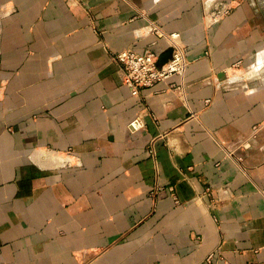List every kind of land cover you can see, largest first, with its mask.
Here are the masks:
<instances>
[{
	"label": "crops",
	"instance_id": "0c3cea01",
	"mask_svg": "<svg viewBox=\"0 0 264 264\" xmlns=\"http://www.w3.org/2000/svg\"><path fill=\"white\" fill-rule=\"evenodd\" d=\"M227 1L0 0V264H264V0Z\"/></svg>",
	"mask_w": 264,
	"mask_h": 264
},
{
	"label": "built area",
	"instance_id": "2783aa9c",
	"mask_svg": "<svg viewBox=\"0 0 264 264\" xmlns=\"http://www.w3.org/2000/svg\"><path fill=\"white\" fill-rule=\"evenodd\" d=\"M241 3V0H229L227 2H215L211 9L204 14L205 24L208 27L222 22ZM177 35H171L172 54L165 64H160V55L147 50L138 53L132 49H126L118 53L114 60L122 67L125 75V85L133 89L153 88L165 81L171 74L183 72L187 66L182 46L176 41ZM131 130H136L130 125ZM264 129V122L254 126V134ZM245 146V145H243ZM149 152L156 156L157 142L153 141ZM227 156L234 157L235 151L228 150ZM172 191V188H170ZM177 204L179 201L175 200Z\"/></svg>",
	"mask_w": 264,
	"mask_h": 264
},
{
	"label": "water",
	"instance_id": "95a60500",
	"mask_svg": "<svg viewBox=\"0 0 264 264\" xmlns=\"http://www.w3.org/2000/svg\"><path fill=\"white\" fill-rule=\"evenodd\" d=\"M171 54H172V49L169 50L168 52H166L165 54H163L162 56H160V58H159L160 64H165V63H167L168 60H169L170 57H171Z\"/></svg>",
	"mask_w": 264,
	"mask_h": 264
}]
</instances>
